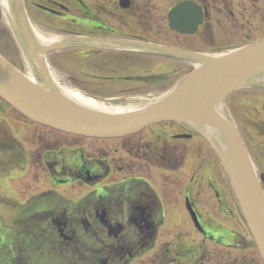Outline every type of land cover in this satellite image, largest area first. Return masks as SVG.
<instances>
[{"label": "flooded vegetation", "instance_id": "af4514ba", "mask_svg": "<svg viewBox=\"0 0 264 264\" xmlns=\"http://www.w3.org/2000/svg\"><path fill=\"white\" fill-rule=\"evenodd\" d=\"M179 1L173 0L162 18L155 0H25V3L28 9L34 6L62 19L56 26L57 37L97 38L88 45L80 42L73 48L57 51L56 55L53 52L49 59L59 68L56 77L61 85L73 86L113 105L149 102L192 68L187 70L184 66L179 72L164 73L161 82L162 77L156 76V66L151 63L156 62L155 58L171 56L160 51L123 48L107 39H132L204 51L188 46L176 35L202 34L199 42L208 43L210 39L215 43L209 45H215V21L220 29L225 21L231 22V33L237 34L231 38L228 27L222 29L227 38L222 46L225 51L264 38V11L260 5L264 0H193L203 11L202 21L193 33H182L171 26L170 11ZM163 22L167 25L164 29ZM258 26L261 34L256 33ZM167 34L175 38H161ZM182 61L192 67L191 62ZM231 113L234 114L232 109ZM27 120L31 127L33 123L40 125ZM163 123L183 129L161 130L158 127ZM163 123L147 127L148 135L140 131L119 138L88 137L48 127L52 133L32 131L37 137L33 146L29 145L30 159L37 157L35 165L43 168L46 181L44 188H28L30 194L22 199L11 196L9 215L0 216V264H205L202 243L199 247L188 244L184 235L159 243L168 209L178 208L181 202L188 213V200L198 212L199 231L214 237L191 195V189L198 188L199 183L187 179L184 192L179 195L184 200H178L176 180L170 183L169 177L164 179L184 163L185 146L175 141L192 139L197 132L187 124ZM4 127L0 124V149L3 155L9 150L14 158L28 148L16 144L10 130ZM182 134L189 136H178ZM47 182L54 184L49 186ZM67 186L79 189V193L64 194L62 189Z\"/></svg>", "mask_w": 264, "mask_h": 264}, {"label": "water", "instance_id": "95a60500", "mask_svg": "<svg viewBox=\"0 0 264 264\" xmlns=\"http://www.w3.org/2000/svg\"><path fill=\"white\" fill-rule=\"evenodd\" d=\"M10 3L11 20L30 48L43 79L37 82L0 54V96L33 121L86 136H126L166 120L194 125L220 157L264 260V189L240 131L223 107L224 99L235 89L264 86V39L223 54L112 39L111 42L124 46H142L196 61L198 66L156 102L134 110L110 112L82 105L65 95L53 82L42 56L90 38L73 37L41 46L30 28L23 0ZM202 18V7L191 0L180 2L170 13L172 27L184 32L196 31ZM189 207L199 224L196 212Z\"/></svg>", "mask_w": 264, "mask_h": 264}, {"label": "rangeland", "instance_id": "374dc122", "mask_svg": "<svg viewBox=\"0 0 264 264\" xmlns=\"http://www.w3.org/2000/svg\"><path fill=\"white\" fill-rule=\"evenodd\" d=\"M155 1L159 9V15L162 18L163 14L167 13V9L173 0ZM260 5L262 11H264V3H260ZM28 12L32 23H34L33 26L39 33H57L56 26L62 23V19L36 9L34 6L30 7ZM12 17L13 15L7 3H5L4 7L0 3V51L22 71L34 74L30 68L31 62L24 49V45L14 26V22L11 21ZM222 24L224 26L220 29V26L215 21L214 29L217 39L215 45H209L210 43H215L211 42L210 39H207L208 43L199 42V39L203 38L202 34L191 35L190 37L177 34L176 38L181 41L185 40L184 42L188 46H192L195 49L199 48L208 52L225 51L222 46H224L223 43L227 41V38L224 37L222 29L224 30L225 27H228V34L231 38L237 34L232 35L231 22L225 21ZM164 26L166 28L167 25L164 23L161 28L164 29ZM256 33L261 34L259 26ZM161 38L172 40L175 37L167 34L165 37L161 35ZM56 54L57 52H54V55ZM155 60L156 62L151 63V65L156 66V76L160 75L159 77H162L160 79L161 82H163L164 73L168 75L172 72H179L184 66L188 68L187 70L192 68L184 61L174 57L164 56L155 58ZM144 63H146V60ZM58 70L59 68L54 64L53 71L57 73ZM34 71L38 73L39 68ZM244 101H248L249 104H244ZM129 103H138L136 107L147 104V102L143 103V101H127L122 104ZM227 103L229 108L231 107L230 110L232 109L234 113V118H237L239 122L242 134L248 143L259 174H264V121L262 120L264 119V89L249 87L238 90L228 97ZM251 117L256 119V121H253ZM25 121L28 122L24 115L0 97V124H4L6 129L10 130L13 136L21 139L25 143V148H28L23 149L19 154L17 153L14 156L15 159L12 161L8 159L7 151L3 155V151L0 149V161H2L0 164V216L6 217L7 214L9 215L11 210L9 200L11 201L13 197L22 199L28 196L30 194L28 188L35 190L41 187L44 188L46 181V173L43 168L35 165L37 157L30 159L31 150L29 149V145L33 146L34 140L37 137L33 136L32 131L43 130L47 133H52V131L48 129L50 127H45L41 124L34 125L33 123L34 127H31ZM254 123H256V127ZM158 128L161 130L171 129L178 131L183 129H178L167 123L161 124ZM149 130V128H145L141 133L148 135L150 133ZM184 130L188 132V129L185 128ZM196 135L192 139H177L175 141L179 146H185V152L183 153L184 163L181 168L164 179L166 180L169 177L170 183L176 180L179 186L176 190L177 197L183 194L187 179L192 178L195 180V183H199L198 188L194 186L191 189V195L197 204L198 210L202 213V219L208 225L209 232L214 233V237H210V235L204 236L196 228L191 215L189 212L187 213L183 210L181 207L182 203L180 202L178 206L182 209V214L179 207L168 209L170 212L167 216L165 227L163 226L160 232L159 243L165 240H172L175 235H184L188 244H194L196 247H199L201 243L204 245L205 254L203 261L205 264H264V260L259 254L256 243L245 221L238 197L218 155L204 137ZM30 140L31 143L29 142ZM23 155H26L27 158H23ZM7 169H10V172ZM46 184L52 186L54 183L47 182ZM62 190L64 194L69 195L79 193V189H74L73 186L64 187ZM178 200L184 199L179 197ZM5 217H1V220ZM133 264L140 263L136 262Z\"/></svg>", "mask_w": 264, "mask_h": 264}, {"label": "bare ground", "instance_id": "6f19581e", "mask_svg": "<svg viewBox=\"0 0 264 264\" xmlns=\"http://www.w3.org/2000/svg\"><path fill=\"white\" fill-rule=\"evenodd\" d=\"M2 1H4V0H0V2H2ZM2 6L4 7L5 5L2 4ZM8 15H9V13H8ZM39 35H40L41 39L44 41L45 40H51V38H55L54 35H52L51 37L47 36L46 34H42V33H39ZM42 79H43L42 77H39L36 80H37V82H42ZM180 79L181 78H178L177 80H180ZM59 88L64 92L65 95H67L68 97H70L74 101H76L82 105L91 107V108L100 109V110H104V111H110V112H124V111L137 109L135 107L138 103H136V104H134V103L119 104V105L110 106V105H107L106 103H104L102 101L97 100L94 97L87 96L82 91L75 89V88H72L70 86L64 87L62 85ZM159 98H161V97H159ZM159 98L151 101L149 104L156 102L157 100H159Z\"/></svg>", "mask_w": 264, "mask_h": 264}]
</instances>
